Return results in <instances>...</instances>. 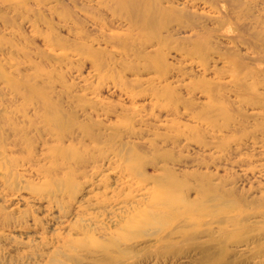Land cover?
<instances>
[{
    "label": "rangeland",
    "instance_id": "374dc122",
    "mask_svg": "<svg viewBox=\"0 0 264 264\" xmlns=\"http://www.w3.org/2000/svg\"><path fill=\"white\" fill-rule=\"evenodd\" d=\"M19 1L0 0V264H264V0H194V34L160 44L107 22L125 39L97 58Z\"/></svg>",
    "mask_w": 264,
    "mask_h": 264
},
{
    "label": "bare ground",
    "instance_id": "6f19581e",
    "mask_svg": "<svg viewBox=\"0 0 264 264\" xmlns=\"http://www.w3.org/2000/svg\"><path fill=\"white\" fill-rule=\"evenodd\" d=\"M26 1L31 2L30 0H20L19 2L22 3L20 5H23L25 9H33L28 4L29 2L25 3ZM32 2L39 12L48 11L51 14H57L60 26L65 27L68 33L72 34L71 39L66 38L68 40L67 46L73 47L79 55H89L94 58H97L102 52L99 46L94 45L115 43L125 39L124 36L108 30L107 22L112 24L117 19L122 24L127 25L130 30H137V33L144 35L147 42H151L154 37H159V44L163 40L160 35L162 30L169 31L174 27L179 29L185 21H191L189 32L191 34L195 32V25L193 24L195 13L189 10L190 7L194 6V0H183L180 7L174 5V3L180 4L178 0H32ZM108 15H111L112 18L108 19ZM172 22H175V26L172 25ZM202 37L204 39V36ZM52 42L56 45H63L65 38L55 36ZM137 55L144 58L148 57L141 53ZM47 122L56 129L64 128V121L58 116L47 117ZM83 129L88 130L85 125ZM86 134L91 135L90 131H87ZM92 136L98 138V134L93 133ZM153 197L161 203L164 202V204L165 202L168 203L170 199L162 189L154 191ZM140 217L142 220H146L148 213L144 212ZM135 221L138 222V219Z\"/></svg>",
    "mask_w": 264,
    "mask_h": 264
}]
</instances>
